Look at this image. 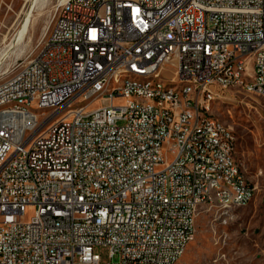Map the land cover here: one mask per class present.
Masks as SVG:
<instances>
[{"label": "built area", "instance_id": "1", "mask_svg": "<svg viewBox=\"0 0 264 264\" xmlns=\"http://www.w3.org/2000/svg\"><path fill=\"white\" fill-rule=\"evenodd\" d=\"M258 47L264 0H59L40 51L0 82V102H76L109 86L120 67L196 74V83L162 94L118 80L126 93L57 127L49 115L0 116V264H169L192 235L189 213L203 207L204 167H223L221 177L240 188L235 204L223 195L217 205H230L228 213L248 205L254 186L221 156V147L235 153L232 130L212 116L214 127L197 125L187 107L210 113L225 90L264 92ZM233 50H243V62L223 76ZM102 247L109 261L96 252Z\"/></svg>", "mask_w": 264, "mask_h": 264}, {"label": "rangeland", "instance_id": "2", "mask_svg": "<svg viewBox=\"0 0 264 264\" xmlns=\"http://www.w3.org/2000/svg\"><path fill=\"white\" fill-rule=\"evenodd\" d=\"M58 1L0 0V82L12 75L16 61L40 51ZM26 16L29 24L22 40L11 44ZM158 74L166 82L176 81ZM105 99L89 107L95 108ZM208 115L232 130L236 138L234 159L255 193L248 205L233 208L225 216L208 205L199 207L194 238L177 264H264V100L240 89L225 90L213 100ZM31 212H26V220ZM96 252L104 261L110 260L108 248H97ZM117 260L115 256L113 261Z\"/></svg>", "mask_w": 264, "mask_h": 264}, {"label": "bare ground", "instance_id": "3", "mask_svg": "<svg viewBox=\"0 0 264 264\" xmlns=\"http://www.w3.org/2000/svg\"><path fill=\"white\" fill-rule=\"evenodd\" d=\"M28 24L29 19L26 16L22 27L12 38L11 44H17L22 40ZM258 54H264V47H258ZM242 62L243 50H233V57L225 58L223 61V76H230L231 72H237V65ZM159 72H162L161 69L138 70V68L120 67L116 70L115 77L109 78V86L103 89H92V93L84 94L76 102L58 101L39 105L22 99H10L0 102V116L15 110L32 115V119H40V117L49 115L50 127H57L63 123L65 116L87 112L89 104L102 97L109 99L115 93H126V85L148 87V93H155V87H159L162 94H176V88H178V93H188V88L196 83V74H188L183 79L176 78V81L166 82L164 77L158 74ZM248 72L252 75H259V66L248 64ZM118 80H123L126 85H118ZM256 94L264 100V92H256ZM187 114L197 116V125L205 124V127H214V118L208 115V111H202L197 104H190V107H187ZM233 155L234 152H229L228 147H221V156L223 159H229V165H236ZM198 164L210 165V157H198ZM221 174H223V167H204V172H198L197 188H200V199H203V206L208 205L210 209L216 208L221 216H225L230 211V205L217 204H223V195L228 197V204H235L237 196H240V188L236 187V181L221 177ZM188 175H196V168L188 167ZM210 177H214V182H211ZM198 209L199 207L193 208L192 213H189L192 235L178 247L169 264H177L185 248L193 240Z\"/></svg>", "mask_w": 264, "mask_h": 264}]
</instances>
